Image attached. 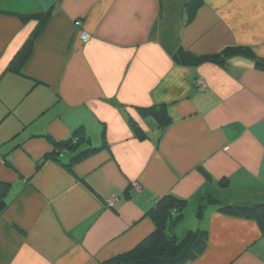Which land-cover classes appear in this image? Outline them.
I'll use <instances>...</instances> for the list:
<instances>
[{"label": "crops", "instance_id": "obj_1", "mask_svg": "<svg viewBox=\"0 0 264 264\" xmlns=\"http://www.w3.org/2000/svg\"><path fill=\"white\" fill-rule=\"evenodd\" d=\"M37 14L49 16L24 19ZM256 61L264 0H0V264H105L155 230L148 212L166 195L187 203L180 240L208 231L189 264H264L255 219L197 216L209 196L264 204Z\"/></svg>", "mask_w": 264, "mask_h": 264}, {"label": "trees", "instance_id": "obj_2", "mask_svg": "<svg viewBox=\"0 0 264 264\" xmlns=\"http://www.w3.org/2000/svg\"><path fill=\"white\" fill-rule=\"evenodd\" d=\"M48 16V14H37L24 19L34 18L44 23ZM37 33L38 31L16 56L11 70L16 72L22 70L31 55ZM175 58L180 63L195 64L193 59L184 51H179ZM255 67L264 72V61H256ZM162 111L153 109L147 112L162 119V114H164ZM76 136L77 133L71 140L61 143L54 153L61 156L62 150L74 149L77 146ZM92 152H95L94 149L80 152L71 161H77ZM225 183V185L228 184L227 179H225ZM186 205L185 201L178 199L174 195H166L156 200L154 207L148 212V215L155 223V230L131 252L114 257L105 264H134L136 261H147L157 257L163 259L162 264H189L198 259L207 248L208 231L206 229L190 231L182 240L175 233L176 226L185 219ZM5 206L3 189H0V211ZM210 206L214 207L218 212L228 215L253 218L264 232V204H233L209 196L198 207L197 216L199 219H202L205 210Z\"/></svg>", "mask_w": 264, "mask_h": 264}, {"label": "built area", "instance_id": "obj_3", "mask_svg": "<svg viewBox=\"0 0 264 264\" xmlns=\"http://www.w3.org/2000/svg\"><path fill=\"white\" fill-rule=\"evenodd\" d=\"M88 38H89L88 35L83 34V40H84V41H87ZM195 85H196V87H197L200 91H204V90H206L207 87H208L207 84H206L203 80H201V79H197V80L195 81ZM130 190H131V192H141V187H140V185H138V184H134Z\"/></svg>", "mask_w": 264, "mask_h": 264}, {"label": "water", "instance_id": "obj_4", "mask_svg": "<svg viewBox=\"0 0 264 264\" xmlns=\"http://www.w3.org/2000/svg\"><path fill=\"white\" fill-rule=\"evenodd\" d=\"M163 259L161 258H153L147 261H136L134 264H162Z\"/></svg>", "mask_w": 264, "mask_h": 264}, {"label": "rangeland", "instance_id": "obj_5", "mask_svg": "<svg viewBox=\"0 0 264 264\" xmlns=\"http://www.w3.org/2000/svg\"><path fill=\"white\" fill-rule=\"evenodd\" d=\"M186 215L189 216V214H187V213H186ZM187 216H186V217H187Z\"/></svg>", "mask_w": 264, "mask_h": 264}]
</instances>
